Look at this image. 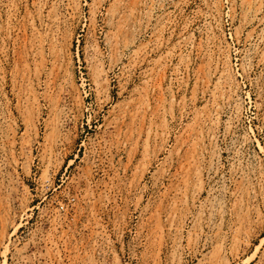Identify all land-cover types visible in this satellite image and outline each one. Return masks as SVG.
Instances as JSON below:
<instances>
[{
  "label": "rangeland",
  "instance_id": "rangeland-1",
  "mask_svg": "<svg viewBox=\"0 0 264 264\" xmlns=\"http://www.w3.org/2000/svg\"><path fill=\"white\" fill-rule=\"evenodd\" d=\"M0 264H264V0H0Z\"/></svg>",
  "mask_w": 264,
  "mask_h": 264
}]
</instances>
